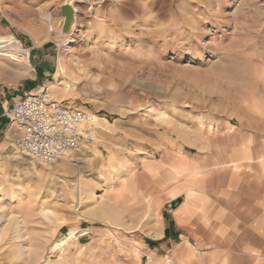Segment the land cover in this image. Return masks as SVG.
Listing matches in <instances>:
<instances>
[{
	"label": "rangeland",
	"instance_id": "1",
	"mask_svg": "<svg viewBox=\"0 0 264 264\" xmlns=\"http://www.w3.org/2000/svg\"><path fill=\"white\" fill-rule=\"evenodd\" d=\"M66 1L0 0V36L25 50L55 43L52 74L30 89L55 83L54 99L90 108L120 135L102 131V154L54 163L16 144L2 154L0 264H186L157 250L172 190L213 196L230 145L264 144V0H71L76 28L64 34ZM48 2L56 32L39 14ZM15 55L0 60V85L22 88L28 63ZM149 161L160 171L147 175Z\"/></svg>",
	"mask_w": 264,
	"mask_h": 264
},
{
	"label": "crops",
	"instance_id": "2",
	"mask_svg": "<svg viewBox=\"0 0 264 264\" xmlns=\"http://www.w3.org/2000/svg\"><path fill=\"white\" fill-rule=\"evenodd\" d=\"M54 44L45 42L26 46L24 59L29 72L24 87L0 85V160L2 154L15 144L17 136V129L8 112L16 101L35 91L30 89V84H37L52 74L57 64ZM0 69L3 73L8 71L1 62ZM98 120L105 119L99 116ZM102 131L112 136L120 135L119 131L114 132L110 128L104 130L101 126L98 135ZM99 143L98 140L77 153L87 152ZM257 147L261 148L255 152L252 146L246 149L242 143L239 146L230 145L229 151L223 155L227 162L224 187L211 192L213 196H205L203 191L193 186L190 191L181 190L178 193L176 189L172 190L171 199L165 203L170 224L162 231L161 244L152 242L154 245L160 244L157 250L168 252L175 249V260L184 258L186 264H264V144ZM185 155L188 156V153L183 152L182 156L176 157L173 172L178 173V167L187 166ZM102 157L101 162H109V158L106 160ZM160 168V164L147 162V175H152L151 172L155 170L159 172ZM184 193L186 199L182 197ZM192 240L198 241L195 249H189L185 244ZM166 264H171V260L167 259Z\"/></svg>",
	"mask_w": 264,
	"mask_h": 264
},
{
	"label": "built area",
	"instance_id": "3",
	"mask_svg": "<svg viewBox=\"0 0 264 264\" xmlns=\"http://www.w3.org/2000/svg\"><path fill=\"white\" fill-rule=\"evenodd\" d=\"M50 87V86H49ZM49 87L30 93L8 112L22 153L54 163L98 142V113L56 100Z\"/></svg>",
	"mask_w": 264,
	"mask_h": 264
},
{
	"label": "bare ground",
	"instance_id": "4",
	"mask_svg": "<svg viewBox=\"0 0 264 264\" xmlns=\"http://www.w3.org/2000/svg\"><path fill=\"white\" fill-rule=\"evenodd\" d=\"M74 7H75L76 11L78 12L77 7L75 5H74ZM55 13H56V10L52 8L51 2H48L46 4V6L39 11L40 16L49 24L50 32H56L58 30V27L55 28L54 23H53V16ZM73 42H74V40L72 38H68V40L65 43L66 48L67 49L71 48ZM25 51L26 50L22 48L20 42L14 36H7V37L0 36V60H5V59L18 60V57H16L15 54L22 53V54H24V56H26ZM61 69H63V67H61ZM0 70H1V72L3 71L2 69H0ZM51 84H52V86L49 87L50 90L55 88V83H51ZM99 121L102 122V120H98L97 123H99ZM92 148L93 149L96 148V145H94ZM115 155L118 158H120L119 151H116ZM65 159H67L66 160L67 162L68 161L73 162V160H74L72 157L71 158L66 157Z\"/></svg>",
	"mask_w": 264,
	"mask_h": 264
},
{
	"label": "water",
	"instance_id": "5",
	"mask_svg": "<svg viewBox=\"0 0 264 264\" xmlns=\"http://www.w3.org/2000/svg\"><path fill=\"white\" fill-rule=\"evenodd\" d=\"M61 14L65 17V21L62 27L64 34H72L75 31L77 11L71 0H67L61 6Z\"/></svg>",
	"mask_w": 264,
	"mask_h": 264
}]
</instances>
